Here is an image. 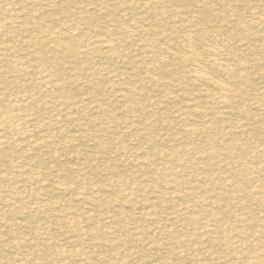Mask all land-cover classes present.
Instances as JSON below:
<instances>
[{
    "label": "rangeland",
    "instance_id": "obj_1",
    "mask_svg": "<svg viewBox=\"0 0 264 264\" xmlns=\"http://www.w3.org/2000/svg\"><path fill=\"white\" fill-rule=\"evenodd\" d=\"M262 19L0 0V264H264Z\"/></svg>",
    "mask_w": 264,
    "mask_h": 264
},
{
    "label": "bare ground",
    "instance_id": "obj_2",
    "mask_svg": "<svg viewBox=\"0 0 264 264\" xmlns=\"http://www.w3.org/2000/svg\"><path fill=\"white\" fill-rule=\"evenodd\" d=\"M133 1H134V0H133ZM158 2H159V1H158ZM99 3H100V2H99ZM46 5H47V4H46ZM121 5H122V3H121ZM204 5H205V4H204ZM101 6H102V5H101ZM122 6H123V5H122ZM124 6H125V5H124ZM206 6H207V5H206ZM208 6H209V5H208ZM151 7H152V6H151ZM99 8H100V7H99ZM120 8H121V7H120ZM120 8H119V10H121ZM123 8H125V7H123ZM89 9H90V8H89ZM126 9H127V7H126ZM129 9H130V7H129ZM124 10H125V9H124ZM127 10H128V9H127ZM207 10H208V8H207ZM92 11H93V10H92ZM115 11H116V10H115ZM87 12H88V11H87ZM87 12H86V13H87ZM176 13H177V12H176ZM103 14H106V12L103 13ZM99 16H100V15H99ZM217 16H218V15H217ZM89 17L91 18V16H89ZM101 17H102V16H101ZM125 17H126V15H125ZM215 17H216V16H215ZM219 17H220V16H219ZM258 17H259V20H260V16H258ZM261 18H262V17H261ZM216 19H217V17H216ZM221 19H223V18H221ZM16 20H17V19H16ZM262 20L264 21V19H262ZM17 21H18V20H17ZM17 21H16V23H17ZM186 21H187V20H186ZM193 21H194V20H193ZM9 22H12V23H13V21H9ZM106 22H107V21H106ZM197 22H198V21H197ZM25 23H26V22H25ZM189 23H190V22H189ZM9 24H10V23H9ZM194 24H195V23H194ZM18 25H19V24H18ZM23 25H24V24H23ZM25 25H26V24H25ZM189 26H190V25H189ZM189 26H188V27H189ZM48 28H49V27H48ZM34 30H35V29H34ZM61 30H62V29H61ZM74 31L76 32V31H78V30H74ZM57 33H58V32H57ZM69 33H70V32H69ZM191 33H192V32H191ZM212 33H213V32H212ZM60 34H61V33H60ZM107 34H108V33H107ZM110 34H111V33H110ZM112 34H113V33H112ZM112 34H111V35H112ZM182 34H183V33H182ZM189 34H190V33H189ZM67 35H68V34H67ZM67 35H66V36H67ZM114 35H115V34H114ZM186 35H187V34H186ZM205 35H206V34H205ZM68 36H69V35H68ZM68 36H67V37H68ZM106 36H107V35H106ZM183 36H184V35H183ZM38 37L40 38V36H38ZM108 37H110V36H108ZM111 37H112V36H111ZM180 37H181V36H180ZM195 37H196V36H195ZM211 37H212V36H211ZM35 38H37V37H35ZM42 38H43V37H42ZM98 38H99V37H98ZM106 38H107V37H106ZM165 38H166V37H165ZM184 38H185V37H184ZM200 38H201V37H200ZM207 38H208V37H207ZM100 39H102V38H100ZM100 39H99V40H100ZM195 39H196V38H195ZM198 39H199V37H198ZM208 39H209V38H208ZM44 40H45V39H44ZM105 40H106V39H105ZM164 40H165V39H164ZM114 41H115V40H114ZM201 41H202V40H201ZM71 42L74 43V41H71ZM99 42H100V41H99ZM24 43H25V42H24ZM44 43H45V42H44ZM47 43H49V42L47 41ZM109 43H110V42H109ZM109 43H108V44H109ZM115 43H116V42H115ZM115 43L113 44V46L115 45ZM194 43H195V42H194ZM208 43H209V42H208ZM45 44H46V43H45ZM70 44H71V43H70ZM101 44H102V43H101ZM116 44H117V43H116ZM185 44L188 45L187 42H186ZM190 44H191V43H190ZM190 44H189V45H190ZM25 45H26V43H25ZM43 45H44V44H43ZM145 45H146V44H145ZM206 45H207V44H206ZM213 45H214V44H213ZM62 46H63V45H61V47H62ZM157 46H158V45H157ZM192 46H193V45H192ZM196 46H197V45H196ZM196 46H194V47H196ZM208 46H210V45H208ZM29 47H30V46H29ZM107 47H108V48H111L112 46H110V47L107 46ZM178 47H179V46H178ZM62 48H63V47H62ZM66 48H67V47H66ZM181 48H182V47H181ZM200 48H203V47H200ZM213 48H214V47H213ZM217 48H219V47H217ZM226 48H227V47H226ZM116 49H117V48H116ZM175 49H176V48H174V50H175ZM185 49H186V48H185ZM204 49H205V48H204ZM67 50H68V49H67ZM180 50H182V49H180ZM183 50H184V47H183ZM186 50H187V49H186ZM209 50H210V49H209ZM68 51H69V50H68ZM192 51H193V49H192ZM36 52H37V51H36ZM115 52H116V51H115ZM181 52H182V51H181ZM106 53H107V52H106ZM112 53H113V52H112ZM188 53H189V52H188ZM166 54H167V52H166ZM183 54H184V53H183ZM191 54H192V53H191ZM157 55H158V54H157ZM157 55H156V56H157ZM34 56H35V54H34ZM154 56H155V54H154ZM160 56H161V55H160ZM160 56H159V57H160ZM163 56H164V55H163ZM213 56H214V55H213ZM213 56H212V57H213ZM216 56H217V54H216ZM216 56H215V57H216ZM223 56H224V55H223ZM182 57H183V56H182ZM161 58H162V57H161ZM161 58H160V59H161ZM152 59H153V58H152ZM192 59H193V58H192ZM233 59H234V58H233ZM182 60H184V59H182ZM192 61H193V60H192ZM233 61H234V60H233ZM235 61H236V60H235ZM237 61H238V60H237ZM195 62H196V61H195ZM198 62H199V61H198ZM190 63H191V62H190ZM216 63H217V62H216ZM213 64H214V63H213ZM240 64H241V61H240ZM208 65H210V64L208 63ZM221 65H222V64H221ZM186 66H187V65H186ZM217 66H219V65H217ZM194 67H195V66H194ZM202 67H203V66H202ZM32 68H33V67H32ZM35 68H36V67H35ZM148 68H150V67H148ZM190 68L192 69V67H190ZM195 68H196V67H195ZM195 68H194V69H195ZM197 68H198V70H199V65H198ZM213 68H214V67H213ZM181 69H182V68H181ZM220 69H221V67H220ZM223 69H224V68H223ZM38 70H39V69H38ZM170 70H171V69H170ZM196 70H197V69H196ZM204 70H205V69H204ZM34 71H35V70H34ZM156 71H157V70H156ZM194 71H195V70H194ZM223 71H224V70H223ZM233 71H234V70H233ZM43 72H44V71H43ZM142 72H143V71H142ZM191 72H192V71H191ZM199 72H200V70H199ZM153 73H154V72H153ZM195 73H196V72H195ZM203 73H204V72H203ZM193 74H194V73H193ZM191 75H192V74H191ZM198 76H199V75H197V77H198ZM201 76H202V75H201ZM206 76H207V75H206ZM153 77H154V76H153ZM153 77H152V78H153ZM158 77H159V76H158ZM213 78H214V77H213ZM213 78H212V79H213ZM55 79H56V78H55ZM147 79H148V78H147ZM149 79H150V78H149ZM212 79H211V80H212ZM214 79H215V78H214ZM192 80H194V79H192ZM160 81H161V80H160ZM206 81H208V80L206 79ZM215 81H217V80H215ZM134 82H135V81H134ZM134 82H133V83H134ZM192 82H193V81H192ZM209 82H210V81H209ZM211 83H212V81H211ZM134 84H135V83H134ZM158 84H159V83H158ZM203 84H205V83H203ZM216 84H218V83H216ZM56 85H57V84H56ZM136 85H137V83H136ZM151 85H152V83H151ZM219 85H220V83H219ZM166 86H167V85H166ZM181 86H182V85H181ZM160 87H161V86H160ZM176 87H177V86H176ZM217 87H218V86H217ZM220 87H222V86L220 85ZM225 87H226V86H225ZM58 88H59V87H58ZM132 88H133V87H132ZM134 88H136L135 85H134ZM166 88H167V87H166ZM219 89H220V88H219ZM228 89H229V88H228ZM222 91H225V90H222ZM62 92H63V91H62ZM129 93H130V92H129ZM129 93H127V95H128ZM131 94H132V93H131ZM131 94H129V95H131ZM208 94H209V93H208ZM141 96L145 97V96L143 95V93H142ZM206 96H207V95H206ZM209 96H210V95H209ZM212 96H213V95H212ZM227 96H228V95H227ZM221 97H222V96H221ZM221 97H220L219 99H221ZM224 97H225V96H224ZM132 98H133V97H132ZM141 98H142V97H141ZM130 99H131V98H130ZM144 99H145V98H144ZM215 99H216V98H215ZM231 99H232V98H231ZM28 100H29V99H28ZM225 100H226V99H225ZM202 103H203V102H202ZM5 107H6V106H5ZM20 107H21V106H20ZM30 107H31V106H30ZM129 107H130V106H129ZM216 107H217V106H216ZM219 107H221V106H219ZM124 108H125V107H124ZM217 108H218V107H217ZM5 109L7 110V108H5ZM132 109H133V108H132ZM15 110H17V107H16ZM124 110H125V109H124ZM178 110H179V109H178ZM195 110H196V109H195ZM13 111H14V110H13ZM125 111H126V110H125ZM128 111H129V109H128ZM130 111L133 112L132 110H130ZM200 111H201V110H200ZM176 112H177V111H176ZM196 112H198V111H196ZM129 113H130V112H129ZM195 114H196V113H195ZM197 114H198V113H197ZM7 115H9V114H7ZM10 115H11V114H10ZM11 116H12V115H11ZM13 116H14V115H13ZM17 117H18V116H17ZM11 118H12V117H11ZM7 119H8V118H7ZM15 119H16V118H15ZM18 119H19V118H18ZM8 120H9V119H8ZM3 122H4V121H3ZM19 122H20V121H19ZM13 123H14V122H13ZM7 124H8V123H7ZM7 124H6V125H7ZM9 124H10V127H11V123H9ZM14 124H15V123H14ZM22 124H23V123H22ZM22 124H21V125H22ZM142 124H143V123H142ZM150 124H151V123H150ZM6 125H5V126H6ZM12 125H13V124H12ZM18 125H19V124H18ZM18 125H17V126H18ZM143 125H144V126H143ZM143 125H142V127H145V126H146L145 123H144ZM139 127H140V126H139ZM147 127H148V126H147ZM183 127H184V125H183ZM185 127H186V126H185ZM185 127H184V128H185ZM6 128H7V127H6ZM8 128H9V127H8ZM186 128H187V127H186ZM186 128H185V130H186ZM18 129H19V128H18ZM137 129H138V128H137ZM187 129L190 130V126H189V128H187ZM135 131H136V128H135ZM144 131H145V128H144ZM144 131H143V132H144ZM186 131H187V130H186ZM190 131H191V130H190ZM194 131H195V130H194ZM139 132H140V131H139ZM143 132H141V133L143 134ZM182 132H183V130H182ZM141 133H140V134H141ZM187 134H188V133H187ZM196 134H197V133H196ZM194 135H195V134H194ZM184 136H185V135H184ZM74 141H76V140H74ZM98 145H99V144H98ZM146 145H147V144H146ZM213 152H214V151H213ZM211 154H212V153H211ZM209 155H210V154H209ZM215 155H216V152H215ZM208 157H209V156H208ZM212 157H213V156H212ZM5 158H6V157H5ZM1 159H2V158H1ZM0 161H1V160H0ZM259 162H260V161H259ZM146 165H147V164H146ZM58 168H59V167H58ZM111 170H112V169H111ZM233 180H234V179H233ZM236 181H237V180H236ZM262 181H263V180H262ZM173 182H174V181H173ZM204 182H205V181H204ZM206 182H208V181H206ZM233 182H234V181H233ZM174 183H175V182H174ZM112 184H113V183H112ZM121 184H123V183H121ZM233 184H234V183H233ZM123 185H124V184H123ZM205 186H206V185H205ZM208 186H209V185H208ZM209 187H210V186H209ZM221 187H222V186H221ZM236 187H237V185H236ZM236 187H235V189H236ZM174 188H175V187H174ZM224 188H225V186H224ZM227 188H228V187H227ZM229 188H230V187H229ZM229 188H228V189H229ZM207 189H208V188H207ZM222 189H223V187H222ZM256 189H257V187H256ZM91 190H92V189H91ZM91 190H90V191H91ZM262 190H263V189H262ZM207 191H208V190H207ZM234 191H235V190H234ZM263 191H264V190H263ZM68 192H69V191H68ZM217 192H218V191H217ZM232 192H233V191H232ZM255 192H256V191H255ZM255 192H254V193H255ZM261 192H262V191H261ZM59 193H60V192H59ZM91 193H92V192H91ZM209 193H210V192H209ZM256 193H257V192H256ZM55 194H56V193H55ZM178 194H179V193H178ZM182 194H183V193H182ZM211 194H212V193H211ZM216 194H217V193H216ZM185 195H186V194H185ZM209 195H210V194H209ZM212 195H213V194H212ZM178 197H179V196H178ZM178 197H177V198H178ZM184 197H185V196H184ZM209 197H210V196H209ZM217 197H219V196H217ZM38 198H39V197H38ZM207 198H208V197H207ZM212 198H214V197H212ZM209 199H210V198H209ZM216 199H217V198H216ZM219 199H220V197H219ZM214 200H215V199H214ZM220 201H221V199H220ZM220 201H219V202H220ZM222 201H223V200H222ZM91 202H92V201H91ZM52 203H53V202H52ZM48 204H49V203H48ZM53 204H54V203H53ZM67 204H68V203H67ZM49 206H50V204H49ZM244 206H245V205H244ZM16 207H17V206H16ZM50 207H51V206H50ZM245 207H246V206H245ZM13 212H14V211H13ZM17 212H18V211H17ZM73 213H74V212H73ZM76 213H77V212H76ZM74 214H75V213H74ZM17 215H18V214H17ZM75 215H76V214H75ZM114 216H115V215H114ZM211 216H212V215H211ZM212 217H214V216H212ZM121 218H122V217H121ZM217 218H218V217H217ZM214 219L216 220V218H214ZM204 220H205V218H204ZM206 220H207V219H206ZM4 221H5V220H4ZM25 222H26V220H25ZM25 222H24V223H25ZM74 222H75V221H74ZM76 222H77V221H76ZM76 222H75V223H76ZM203 222H204V221H203ZM217 222H218V221H217ZM75 223H74V224H75ZM259 223H260V222H259ZM260 224H261V223H260ZM31 225H32V224H31ZM47 226H48V225H47ZM64 226H65V225H64ZM64 226H63V228H64ZM257 226H258V225H257ZM260 226H261V225H260ZM262 226H263V225H262ZM262 226H261V227H262ZM31 228H32V227H31ZM262 228H263V227H262ZM59 229H60V228H59ZM263 229H264V228H263ZM263 229H262V230H263ZM36 231H37V230H36ZM9 233H10V232H9ZM210 234H211V233H210ZM88 236H89V234H88ZM68 238H69V237H68ZM76 240H77V239H76ZM92 240H93V238H92ZM194 242H195V241H194ZM196 242H197V241H196ZM164 243H165V242H164ZM200 243H201V242H200ZM23 245H24V244H23ZM30 245H31V244H30ZM60 245H61V244H60ZM25 246L28 247V245H25ZM115 246H116V245H115ZM178 246H179V245H178ZM58 247H60V246H58ZM5 248H6V247H5ZM57 249H58V248H57ZM236 249H238V248H236ZM44 251H45V250H44ZM40 254H41V253H40ZM62 254H63V252H62ZM70 255H71V254H70ZM91 255H92V254H91ZM59 256H60V254H59ZM59 256H58V257H59ZM41 257H43V256H41ZM51 257H52V256H51ZM111 257H112V256H111ZM52 258H53V257H52ZM40 259H41V258H40ZM42 259H43V258H42ZM87 259H88V258H87ZM45 260H46V259H45ZM43 261H44V260H43ZM93 264H94V263H93ZM251 264H252V263H251ZM253 264H254V263H253Z\"/></svg>",
    "mask_w": 264,
    "mask_h": 264
}]
</instances>
